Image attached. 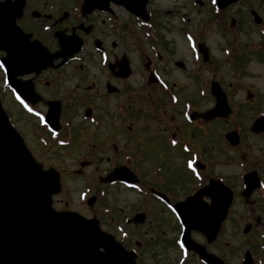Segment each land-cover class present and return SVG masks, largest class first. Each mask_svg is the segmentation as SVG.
<instances>
[{"label":"flooded vegetation","instance_id":"af4514ba","mask_svg":"<svg viewBox=\"0 0 264 264\" xmlns=\"http://www.w3.org/2000/svg\"><path fill=\"white\" fill-rule=\"evenodd\" d=\"M9 7L13 6L3 7L8 16L14 13ZM117 16L115 4H110L109 9L105 11L97 8L87 11L82 6V0H72L70 4L62 1L35 3L24 0L19 15L15 17L18 27L30 33L32 40L40 41L49 52L58 50V38L77 35L82 41L77 53L72 58H67L64 64H59L62 60V57H59L46 68L32 70L16 77L20 81H29L31 85L28 98L20 95L24 97V101L5 83L0 89L1 101L5 104L7 101L14 106L11 117L15 127L36 160L44 167H61L62 162L53 164L48 161L49 154H55V157L59 158L61 152L76 153L71 158L75 159L77 168L73 171L70 168L69 171L80 177L84 181L83 187L88 188L90 192L84 203L77 198L81 206L74 207L68 205L72 198L69 195L70 190L65 188L62 193L53 197V205L57 209H71L86 217H95L108 230L112 225L121 222L117 217L122 220L126 218L128 229L124 230L126 234L123 243L126 246L133 243L138 248L141 245L131 239V232L149 226V207L152 203L159 204L160 211L169 213L166 206L160 203L161 197L174 204L194 195L215 179L231 190L234 201L242 203L247 200L244 204L264 212L261 209L264 208V188H261V183L264 184V131L256 132L251 128L258 117L264 116V107L258 102L248 103L252 105L254 112L245 114L241 109L242 102H238L232 92H227V87L232 84L225 85L222 80L219 84L230 107V113L226 117L205 120L201 117L202 112L196 110V106L193 109L196 113L192 115L190 122L186 121V113H179L181 122L190 127L191 136L199 141L200 147L195 146L190 138L178 133L171 135L173 139L161 135L170 148L179 149L181 160L178 164L186 176L183 193L177 198L171 195L170 187H166L168 182H163L160 178L162 168L157 151L164 143L160 142V127L163 124L157 122L160 120V113L145 111L140 104L133 106L134 95L140 93L141 99H146L147 96L150 97L147 89L151 87L160 95V63L154 71L152 68L155 65L145 51L139 48L141 63L138 58L134 59V62L138 60L136 64L143 69V74L140 88L133 86L131 41L134 39L131 33L124 32L127 24L118 21ZM118 38L124 44L128 40L127 48L120 54L116 51ZM4 54V51H0V56ZM120 61H127L128 72L122 68ZM150 73L152 76L148 77ZM238 77L236 74V78ZM255 96H259V93L247 94L246 101H258L259 98ZM206 98L212 101L210 94H207ZM182 100L187 98L183 97ZM19 104L32 108L35 117L24 112ZM49 108L55 114L58 112L57 122H53L52 112L47 116ZM41 115L45 117L46 124H40ZM23 118L25 125L22 124ZM214 122L222 123V127L227 128L225 133L214 135ZM256 142L259 144L256 145ZM189 162L193 163V167L188 166ZM153 165L155 167L148 170L149 166ZM191 168L199 171L201 180L193 177L189 170ZM250 171H255L259 184L250 191L246 199L243 194V180L244 175ZM62 173L65 179L66 173ZM148 175L156 178H148ZM162 175L168 181L166 175ZM122 180L131 183L125 184ZM110 190L135 194L136 197H132L131 201L136 207L133 209L131 205L129 209H116L111 201ZM61 195L64 198L57 199ZM202 200L208 201L209 196L203 195ZM137 213H143L144 216L132 219ZM128 219L135 223H128ZM139 220L141 223H136ZM192 234L200 238L196 240L207 249L204 237L195 232ZM162 244L163 250L169 246L175 248L172 240ZM225 245L227 246L226 243ZM189 254L194 262L197 254L194 251H189ZM256 259H264V249H257ZM136 263L147 264L145 257L136 259ZM157 264L172 263L168 259L160 258V263Z\"/></svg>","mask_w":264,"mask_h":264},{"label":"rangeland","instance_id":"374dc122","mask_svg":"<svg viewBox=\"0 0 264 264\" xmlns=\"http://www.w3.org/2000/svg\"><path fill=\"white\" fill-rule=\"evenodd\" d=\"M42 0H31V2H40ZM53 1V0H50ZM57 1V0H56ZM64 3H70V0H59ZM199 1V0H198ZM202 4H196V0H148L147 9L154 13L156 20V31L161 33L162 42L159 44L160 50V60L168 61L165 69H160V74H162L164 80L170 85L176 84L178 92L185 96L189 92L196 94L197 78L194 76L197 70L194 68L196 63L195 59L192 58L191 50L189 49V42L192 44L194 37L197 38V42L200 41L206 47L208 56L206 61L201 63V67L198 70L199 74L207 76L210 80H217L224 82L225 85L229 83L232 84L227 87V92H232L238 102L241 103V109L245 114H251L254 112L252 110V105L248 103L258 102L261 107H264V59L258 55L252 54L250 51L253 48H259L261 53H264V35L262 34V29L264 30V0H239L237 3L232 4L223 10L224 20L223 22L229 25L231 19H233L234 26L232 30H226L224 28H219L216 21L210 19L211 14L209 12V7L213 4L208 2V0H200ZM212 2V1H211ZM254 11L260 18L261 23L255 24L253 20V15L251 11ZM231 27V26H230ZM138 29L134 24L130 25L124 32H132L134 41L133 51L131 52L133 60V74L132 82L136 89L140 88V79H142L143 72L139 68L138 60L137 64L134 59L138 58L141 63L139 55V43L142 41L138 40ZM155 31V30H154ZM185 32H188L186 36ZM127 42L122 43L118 38L116 40V51L118 54L127 48ZM143 42V41H142ZM144 48H149L143 43ZM224 49H229V54L226 57ZM234 51L233 61H231L230 50ZM240 53L241 57L236 54ZM249 53V54H248ZM225 55V56H224ZM181 60L184 64L183 68H178L174 65L175 61ZM247 60L241 71V76L236 78V69L239 68V64ZM200 61L197 62L199 64ZM158 64V62H155ZM254 88H258L259 96L258 101L251 99L246 101L247 94L254 92ZM146 99H141L140 93L134 95L133 106L136 107L139 104L144 107L145 111L160 113V121L163 126L160 128V142H162L161 135L169 136V131L177 130L178 135H183L184 137L190 138L191 142L197 147L201 144L199 141L191 136L190 127L184 125L181 122V117L179 116L180 110L182 109L181 104H177L176 108L168 105L167 99L156 92L154 88H149ZM183 96H181L183 98ZM195 97V96H194ZM198 99L197 97H195ZM167 104H165V101ZM200 100H198L199 102ZM213 105V100H202L200 104L196 105V110L198 112L204 111ZM6 107L10 112H14V106L10 105L6 101ZM260 107V106H259ZM179 109V110H177ZM16 117V116H15ZM22 124H26L25 119H22ZM222 123L214 122L212 129L214 135H219L225 133L227 128L222 127ZM29 132V131H28ZM163 145H160V149L157 154H160V174L164 173L168 178V181L164 178L163 182H168L166 187L169 186L170 193L175 198L179 197L183 193V189L186 187V176L181 171L178 161L181 160L179 155V149L170 148L166 141H163ZM259 142H256V145ZM76 153L65 154L60 153L59 158L55 157V154L51 156L49 154L48 161L54 163L62 162L59 169L66 173L65 175V188L69 189V195H71V202L68 203L70 206H81L77 201L79 193L85 188L83 187L84 181L72 174L70 170L76 169L74 157ZM156 165V164H155ZM155 165L149 166L154 168ZM150 174V171H148ZM148 178H156L148 175ZM163 183H160L162 185ZM110 195L113 204L116 209H129L133 206L132 197H136L133 193H127L126 191L110 190ZM117 195V196H116ZM64 198L62 195L58 196L57 199ZM137 201V200H136ZM157 203V202H156ZM151 205V204H150ZM159 204H153L149 207V226L146 225L144 229H135L132 234V238H135L140 242L141 250L140 254L145 257L147 264H157L160 263L161 259H168L170 262L174 263L178 257V251L170 246L163 250L164 245L162 243L169 242L177 235V226L173 216L166 212L160 211ZM157 207V208H156ZM78 208V207H77ZM257 211V210H256ZM264 220V213L257 211L255 213L252 208L244 206L240 201H235L230 208L228 220L226 221L223 229L221 230L218 242L212 244L209 250L215 253L217 256L224 258L227 264H240L242 253L245 249L253 248L252 241L257 239L258 243L263 242V239H259L256 234V230L251 228L248 233H243L242 229L249 222H256V219ZM253 222V224H254ZM110 229L114 230L111 226ZM261 233L264 234V229H261ZM114 235L120 237V232H114ZM131 238V239H132ZM118 239V238H117ZM225 241L227 246H224ZM160 251L162 254L160 255ZM185 264H198L189 258Z\"/></svg>","mask_w":264,"mask_h":264},{"label":"water","instance_id":"95a60500","mask_svg":"<svg viewBox=\"0 0 264 264\" xmlns=\"http://www.w3.org/2000/svg\"><path fill=\"white\" fill-rule=\"evenodd\" d=\"M114 1L146 15V0ZM232 1L219 0L218 4L223 7ZM19 57H25L20 61L24 66L33 63L29 56ZM213 91L217 106L223 104V94L216 87ZM216 113L221 112L209 111ZM59 189L58 174L43 171L34 161L0 106V264H131L118 245L100 232L96 221L51 210L50 197ZM192 221L196 219L184 217L187 230ZM199 223L213 237L218 224L202 218ZM243 264H252L248 253Z\"/></svg>","mask_w":264,"mask_h":264},{"label":"snow or ice","instance_id":"6c2138e0","mask_svg":"<svg viewBox=\"0 0 264 264\" xmlns=\"http://www.w3.org/2000/svg\"><path fill=\"white\" fill-rule=\"evenodd\" d=\"M0 67H2V66H0Z\"/></svg>","mask_w":264,"mask_h":264}]
</instances>
